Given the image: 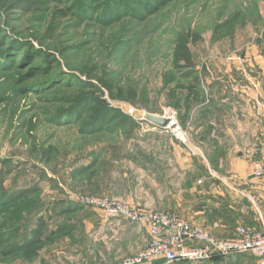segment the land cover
<instances>
[{"label":"rangeland","instance_id":"rangeland-1","mask_svg":"<svg viewBox=\"0 0 264 264\" xmlns=\"http://www.w3.org/2000/svg\"><path fill=\"white\" fill-rule=\"evenodd\" d=\"M180 37L194 70L175 66ZM258 57L264 0H0V185L37 189L0 204V264H121L138 253V239H124L83 199L111 195L180 214L185 187L156 185L154 176L173 162L175 145L197 146L198 116L212 111L228 72L242 66L257 89L249 74H259ZM94 94L129 122L93 132L82 103ZM148 113L173 119L181 133ZM41 216L55 234L17 250Z\"/></svg>","mask_w":264,"mask_h":264},{"label":"crops","instance_id":"crops-1","mask_svg":"<svg viewBox=\"0 0 264 264\" xmlns=\"http://www.w3.org/2000/svg\"><path fill=\"white\" fill-rule=\"evenodd\" d=\"M256 60L260 72L249 78L257 89L243 77L242 66L228 72L229 80L215 85L212 111L198 116L197 146L175 145L173 162L154 176L156 185L184 186L180 214L218 237L234 235L238 225L264 227V177L250 174L264 140V57ZM108 220L116 221L124 239H138L134 251L147 244L146 225ZM252 258L246 253L240 262Z\"/></svg>","mask_w":264,"mask_h":264},{"label":"built area","instance_id":"built-area-1","mask_svg":"<svg viewBox=\"0 0 264 264\" xmlns=\"http://www.w3.org/2000/svg\"><path fill=\"white\" fill-rule=\"evenodd\" d=\"M169 123L168 128L181 133L173 119ZM250 174L264 177V140ZM83 203L102 211L106 219L147 225V244L121 264L203 263L215 254L235 257L246 253L254 255L252 264H264V227L238 225L234 235L224 238L177 212L145 210L111 195L87 196Z\"/></svg>","mask_w":264,"mask_h":264},{"label":"trees","instance_id":"trees-1","mask_svg":"<svg viewBox=\"0 0 264 264\" xmlns=\"http://www.w3.org/2000/svg\"><path fill=\"white\" fill-rule=\"evenodd\" d=\"M174 52V63L177 68L182 70H194L195 62L193 53L186 37H180L179 41L176 44ZM82 106H87L86 109L90 112L92 119L98 125L97 127L93 128V132L95 133L102 131L107 124H111L116 118L120 119V121L116 124L117 128L126 125L130 120V117L128 115L122 113L118 108L113 107L107 101V99L103 97V95H91L86 102L82 103ZM113 117L115 118L113 119ZM112 128L113 127H108V129ZM36 191V187H29L26 189H19L9 192L3 185H0V204L15 203L22 200L23 198H26L29 194ZM46 226V219L43 216L39 217L36 226L32 229L31 239L20 245L17 250L32 249L36 245L42 243L45 239H51L55 233L52 232L50 237H48L49 235L46 232ZM224 258L229 257L225 256V254H215L209 261H218L223 260ZM252 262H250L249 264H252Z\"/></svg>","mask_w":264,"mask_h":264},{"label":"water","instance_id":"water-1","mask_svg":"<svg viewBox=\"0 0 264 264\" xmlns=\"http://www.w3.org/2000/svg\"><path fill=\"white\" fill-rule=\"evenodd\" d=\"M146 118L149 121H151V122H153V123H155L161 127L166 126L170 122V118H168V117L156 116V115L149 114V113L146 114Z\"/></svg>","mask_w":264,"mask_h":264}]
</instances>
